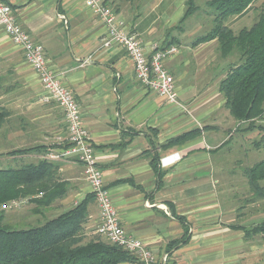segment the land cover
I'll return each mask as SVG.
<instances>
[{
	"label": "crops",
	"instance_id": "crops-1",
	"mask_svg": "<svg viewBox=\"0 0 264 264\" xmlns=\"http://www.w3.org/2000/svg\"><path fill=\"white\" fill-rule=\"evenodd\" d=\"M4 1L44 47L48 65L74 93L123 228L142 240L159 263L264 264L263 235L247 237L244 231L264 223L263 202L251 197L248 185L234 183L233 174L240 170H233L230 182L222 183L226 164L215 160L235 136L238 148L231 151L249 150L254 133H236L239 123L217 121L226 100L219 85L213 90L205 69L214 60L210 51L218 42L182 43L178 32L172 31L178 20L170 19L173 6L141 22L143 17L132 16L131 7L120 0H105L147 49L153 43L163 49L176 48L165 61L178 94V103L173 104L140 83L124 49L104 45L106 26L86 0ZM159 1L154 11L162 5L163 0ZM159 21L165 24L156 26ZM44 95L23 52L0 28V108L8 113L0 128V147L11 145L7 151L0 148V154L43 147L1 159L37 164L67 143L64 113L56 103L43 102ZM194 131L199 133L163 147ZM53 163L57 183L65 186L66 194L40 211L31 204L35 212L51 215L49 220L92 194L82 164ZM89 211L85 237L91 239L98 236L96 201Z\"/></svg>",
	"mask_w": 264,
	"mask_h": 264
},
{
	"label": "trees",
	"instance_id": "trees-1",
	"mask_svg": "<svg viewBox=\"0 0 264 264\" xmlns=\"http://www.w3.org/2000/svg\"><path fill=\"white\" fill-rule=\"evenodd\" d=\"M256 1H208L207 7L214 13V26L208 33L196 38L193 43L197 46L217 41L222 57L238 56V61L231 64L225 78L221 80L219 92L225 97L230 115L240 124L238 126L240 132L257 130L255 123L264 118V13L252 27L244 28L237 34L226 23L231 18L246 14ZM187 5L182 23L198 11L195 0H188ZM7 117V111L0 108V128L6 123ZM198 133L199 131H194L182 135L167 142L163 147L180 144ZM253 144L256 149H264V134ZM42 148L15 150L6 155H26ZM47 155L37 164H26L19 168H0V208L14 201H28L35 204V209L40 211L42 206H49L57 198L64 197L67 190L63 184L57 183L56 166L52 160L47 159ZM245 176L253 198L264 201V159L245 169ZM61 188H64L63 191H58ZM93 201H95L94 195L90 194L73 209L48 220L43 225L21 230L3 225L5 215L2 211L0 264H128L132 262L133 257L126 250L109 243L101 236L87 241L84 228ZM179 220L183 221L182 218ZM244 231L247 237L257 234L264 237V223Z\"/></svg>",
	"mask_w": 264,
	"mask_h": 264
},
{
	"label": "built area",
	"instance_id": "built-area-1",
	"mask_svg": "<svg viewBox=\"0 0 264 264\" xmlns=\"http://www.w3.org/2000/svg\"><path fill=\"white\" fill-rule=\"evenodd\" d=\"M86 4L106 26L107 37L104 45L109 47L115 44L124 49L133 61L135 75L140 83L168 102L178 103L175 79L165 66L166 59L177 51L176 48L163 49L158 43H153L147 49L138 35L125 27V22L117 17L105 0H86ZM0 28L23 52L25 62L38 76L45 91L41 100L56 103L64 113L69 134L67 143L61 149L49 153L47 159L70 160L84 166L86 180L99 209L97 235L126 250L133 257V261L128 264H158L159 261L153 251L147 248L142 240L130 235L121 224L105 185L103 173L98 167L94 146L83 123L74 93L51 69L44 47L35 42L20 25L14 9L4 0H0ZM22 203L14 201L3 208L18 209Z\"/></svg>",
	"mask_w": 264,
	"mask_h": 264
},
{
	"label": "rangeland",
	"instance_id": "rangeland-1",
	"mask_svg": "<svg viewBox=\"0 0 264 264\" xmlns=\"http://www.w3.org/2000/svg\"><path fill=\"white\" fill-rule=\"evenodd\" d=\"M124 5H128L131 7V14L139 15L143 17L141 22L145 21L147 17L151 14H157L161 10H164L167 7H172V14L171 18H173V22L178 18L177 22L175 23V27L172 31L178 32L176 33V37L182 41V43H194L196 38L208 33L214 26V13L207 7V2L210 0H195V6L198 7V11L185 19L182 23L181 18L184 17L185 11L187 10V1L188 0H179V5L175 6L174 3L176 0H163L162 5L159 6L156 11L153 9L156 8V5L159 0H120ZM154 11V12H153ZM264 13V0H257L248 10L246 14L241 17H234L227 21L226 25L233 30L234 33L240 32V30L244 28L252 27L260 18V15ZM147 16V17H145ZM136 17V16H135ZM183 19V18H182ZM165 21H159L156 23V26L164 25ZM174 32V33H175ZM213 50V51H212ZM210 53H212V58L214 59L213 62L205 69V71L209 75V82H211L213 90L218 88L221 80L223 79V75L225 72H228L230 69L231 64H235L238 61L237 55H232L230 57L224 58L222 54H220V47L214 45L211 48ZM208 78V77H207ZM207 81V80H206ZM219 90V88H218ZM222 98L225 99L224 95L222 94ZM217 120L219 123H238L231 115L226 107V104L222 106V110L217 112ZM214 115H212V119ZM257 130L253 131L254 133L251 135V146L249 150L238 152H233L231 150L238 148V137L235 136L233 140L226 144V146L219 152V154L215 157V160H222L225 162L226 166L224 165L223 171H227L225 174L222 173L220 177L222 178V183L230 182L231 175L233 174V170L241 171V173H237L234 175V183H242L248 185L247 178L245 176V169L251 167L255 163L264 159V149L259 148L256 149L254 147V142L260 140L261 136L264 134V118L258 120L256 123ZM262 127V129L260 128ZM241 133V132H236ZM9 144L3 145V150H9ZM9 157L5 154H0V168L8 169V168H19L26 164H31L28 160H3L1 158ZM249 187V185H248ZM251 197L253 198V194L251 193ZM255 197V196H254ZM256 198V197H255ZM254 199V198H253ZM257 199V198H256ZM255 200V199H254ZM26 201V200H25ZM258 201H264L258 199ZM93 203V202H92ZM91 203V204H92ZM10 203L6 204L7 206ZM4 212V220L3 225H6L13 229H28L31 227L41 226L49 220L47 214L44 212L39 213L35 212L34 206L31 205L28 201L23 202L18 209H4L3 206L0 208V213ZM90 214V211H89ZM86 226V225H85ZM87 227V226H86ZM88 228V227H87ZM87 228H84L85 234L88 233ZM94 231V230H93ZM87 241L90 240V237L86 235ZM92 239V238H91Z\"/></svg>",
	"mask_w": 264,
	"mask_h": 264
}]
</instances>
